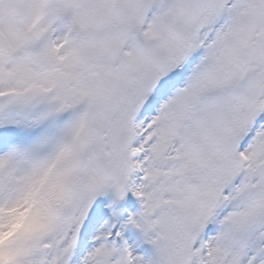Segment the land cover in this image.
Masks as SVG:
<instances>
[{
	"label": "snow or ice",
	"instance_id": "obj_1",
	"mask_svg": "<svg viewBox=\"0 0 264 264\" xmlns=\"http://www.w3.org/2000/svg\"><path fill=\"white\" fill-rule=\"evenodd\" d=\"M0 264H264V0H0Z\"/></svg>",
	"mask_w": 264,
	"mask_h": 264
}]
</instances>
